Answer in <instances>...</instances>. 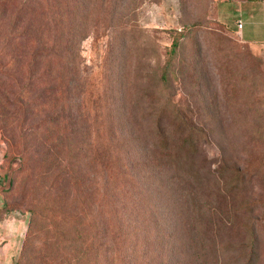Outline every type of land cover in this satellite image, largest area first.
I'll use <instances>...</instances> for the list:
<instances>
[{"label": "trees", "instance_id": "1", "mask_svg": "<svg viewBox=\"0 0 264 264\" xmlns=\"http://www.w3.org/2000/svg\"><path fill=\"white\" fill-rule=\"evenodd\" d=\"M145 2L0 0V135L20 161L0 217L30 216L18 264H214L206 255L217 240L215 264H227L230 196L216 187L207 149L216 134L198 129L181 84H171L189 29L145 28ZM100 22L107 47L133 59L118 116L116 101L92 100L88 88L82 46ZM167 35L169 47L157 42ZM241 230L251 244L239 245L248 252L239 260L253 264L256 228Z\"/></svg>", "mask_w": 264, "mask_h": 264}, {"label": "rangeland", "instance_id": "2", "mask_svg": "<svg viewBox=\"0 0 264 264\" xmlns=\"http://www.w3.org/2000/svg\"><path fill=\"white\" fill-rule=\"evenodd\" d=\"M215 2L146 0L138 13V19L142 26L150 30L189 29L181 57L171 76V84L178 87L181 84L182 97L190 103L191 111L198 115V129L216 134L214 144L207 146L210 158L214 159L211 170L215 174L213 179L217 181L216 187L219 183L222 193L225 189L229 192L230 216L233 222L229 235L230 247L222 255L227 264L244 263L239 257L243 253L246 256L248 252L244 249L245 252L240 254L239 245L242 242L251 244V237L245 230H241V225L248 229L255 227L257 259L253 260V264H264V120L258 119L264 113V58L250 45L242 42L229 27L217 23ZM99 25V32L87 39L82 46L85 70L90 79L88 88L92 100L104 96L105 99L116 101L111 112L118 116L122 113L119 103L122 95L120 83L124 84L129 79L133 59L123 55L115 44L108 48L102 22ZM198 28L199 31L196 30ZM157 42L167 47L171 43L169 35ZM189 67L191 74L183 77L178 75L179 71L188 70ZM229 81L239 85L237 93H233L231 85L224 89ZM257 100L260 103L252 105ZM217 101L221 105L223 122L217 115ZM227 101L235 102L236 106H228ZM194 103L198 104L194 106ZM254 107L259 113L253 110ZM95 112L110 113L107 108H96ZM209 114L212 119L207 118ZM224 130H228L226 137L222 133ZM226 146H229L225 160L227 165L221 163V149ZM7 153V147L0 135V187L5 197H12V181L16 178L15 170L19 168L20 161H11L6 156ZM239 170L243 173L240 184L236 180ZM225 181L228 186H225ZM240 207L244 209L243 216L237 214ZM26 215L27 218L20 216L21 220L25 219L20 225L23 240L13 251L15 255L9 264L19 263L26 236L25 234L23 237V233L30 217ZM44 233L43 231L41 234ZM40 241L39 239L36 244L39 245ZM217 241L215 249L208 246L209 252L206 255L214 264L217 260L216 253L220 255V244Z\"/></svg>", "mask_w": 264, "mask_h": 264}, {"label": "crops", "instance_id": "3", "mask_svg": "<svg viewBox=\"0 0 264 264\" xmlns=\"http://www.w3.org/2000/svg\"><path fill=\"white\" fill-rule=\"evenodd\" d=\"M215 17L237 35L242 42L250 45L264 58V0H215ZM238 22L243 23L241 29ZM0 160V165H1ZM0 187V209L3 207ZM20 212H10L0 217V264L11 263L13 251L22 242V221ZM25 228L23 237L26 234Z\"/></svg>", "mask_w": 264, "mask_h": 264}, {"label": "built area", "instance_id": "4", "mask_svg": "<svg viewBox=\"0 0 264 264\" xmlns=\"http://www.w3.org/2000/svg\"><path fill=\"white\" fill-rule=\"evenodd\" d=\"M238 28L241 29L243 27V23L242 22H238Z\"/></svg>", "mask_w": 264, "mask_h": 264}]
</instances>
